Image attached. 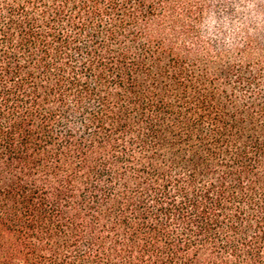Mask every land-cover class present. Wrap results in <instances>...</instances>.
I'll list each match as a JSON object with an SVG mask.
<instances>
[{"label": "trees", "instance_id": "trees-1", "mask_svg": "<svg viewBox=\"0 0 264 264\" xmlns=\"http://www.w3.org/2000/svg\"><path fill=\"white\" fill-rule=\"evenodd\" d=\"M207 0H0V264H264V40Z\"/></svg>", "mask_w": 264, "mask_h": 264}, {"label": "clouds", "instance_id": "clouds-1", "mask_svg": "<svg viewBox=\"0 0 264 264\" xmlns=\"http://www.w3.org/2000/svg\"><path fill=\"white\" fill-rule=\"evenodd\" d=\"M197 33L201 45L231 57L250 41L264 40V0H207Z\"/></svg>", "mask_w": 264, "mask_h": 264}]
</instances>
